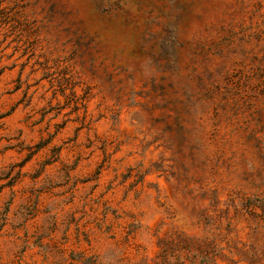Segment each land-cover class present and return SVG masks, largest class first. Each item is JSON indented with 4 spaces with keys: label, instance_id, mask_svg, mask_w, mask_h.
<instances>
[{
    "label": "rangeland",
    "instance_id": "1",
    "mask_svg": "<svg viewBox=\"0 0 264 264\" xmlns=\"http://www.w3.org/2000/svg\"><path fill=\"white\" fill-rule=\"evenodd\" d=\"M0 264H264V0H0Z\"/></svg>",
    "mask_w": 264,
    "mask_h": 264
}]
</instances>
